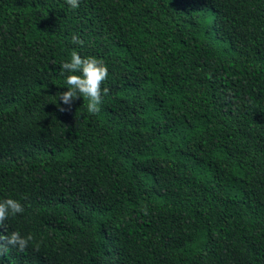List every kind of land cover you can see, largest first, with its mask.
<instances>
[{"label": "trees", "instance_id": "1", "mask_svg": "<svg viewBox=\"0 0 264 264\" xmlns=\"http://www.w3.org/2000/svg\"><path fill=\"white\" fill-rule=\"evenodd\" d=\"M0 264H264V0H0Z\"/></svg>", "mask_w": 264, "mask_h": 264}]
</instances>
